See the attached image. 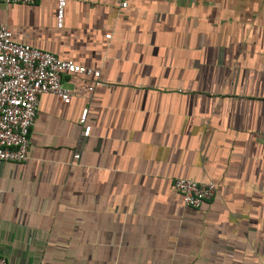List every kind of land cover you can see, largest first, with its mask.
Instances as JSON below:
<instances>
[{
  "label": "crops",
  "instance_id": "1",
  "mask_svg": "<svg viewBox=\"0 0 264 264\" xmlns=\"http://www.w3.org/2000/svg\"><path fill=\"white\" fill-rule=\"evenodd\" d=\"M123 1L66 0L62 28L58 0L0 3L16 41L101 73L41 95L29 160L0 162V257L264 264V0ZM179 178L216 196L186 207Z\"/></svg>",
  "mask_w": 264,
  "mask_h": 264
},
{
  "label": "built area",
  "instance_id": "2",
  "mask_svg": "<svg viewBox=\"0 0 264 264\" xmlns=\"http://www.w3.org/2000/svg\"><path fill=\"white\" fill-rule=\"evenodd\" d=\"M38 0H0L6 5H33ZM66 0H58L57 22L62 28ZM124 0L121 8H127ZM111 39V35L106 36ZM83 75L99 79L100 71L79 65L72 60L20 43L12 31L0 25V162L16 164L29 160L30 134L39 111L40 97L53 94L62 104H70L72 91L64 85L66 76ZM88 109L80 118L84 126L83 136L88 138L92 127L88 124ZM78 159L79 155H75ZM175 190L182 196L184 205L199 209L211 201L217 193L212 182H198L179 178ZM0 264H10L0 257Z\"/></svg>",
  "mask_w": 264,
  "mask_h": 264
}]
</instances>
